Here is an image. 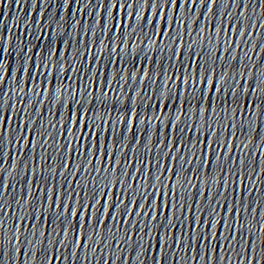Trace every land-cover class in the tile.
<instances>
[{
  "label": "snow or ice",
  "instance_id": "obj_1",
  "mask_svg": "<svg viewBox=\"0 0 264 264\" xmlns=\"http://www.w3.org/2000/svg\"><path fill=\"white\" fill-rule=\"evenodd\" d=\"M5 2H6V0H5ZM168 2L171 3L172 0H168ZM29 51L30 50H25V51H22L20 53V58H21L22 63H21V68H20L21 78L17 81L18 84L22 83L23 73L26 71L25 64L27 63V60L25 59V57H28ZM4 52H5V49L3 48L2 45H0V54H3V56H4ZM33 55H36V53H33ZM3 60L0 61V79H3ZM32 67H33V70L34 71L35 70H38L40 72V74L43 75L44 74V68H46L47 65L45 64L44 65V68H41L40 65H37L35 63V61L33 60ZM208 71H210V70H208ZM8 72H9V75H11V65H9ZM28 78H29V81H31L33 79L32 72H29L28 73ZM141 79H143V77H141ZM229 80H234V78L233 77H229ZM254 80H255V78H254ZM171 82L174 85L177 84V80L176 79H172ZM244 82L247 83V79L246 78H244ZM208 83H209V75L207 74V72L203 76V79L200 78L199 73H197L196 75L191 76V78H189L188 75H186L185 77L179 78V86H180L181 90H183L185 88V86H186L187 90L191 91V90H194V89L200 87L201 85L207 86ZM261 85H264V77H261L260 78V84L256 85L255 87H252L251 88V91L252 92H256L257 91V88H261ZM119 86L121 88L123 87V85H119ZM211 87H212L213 93H215L217 91H223V89L219 87V84H218V81L217 80L212 81ZM227 87L230 88L232 90V92L235 93L234 83L227 84ZM93 90L94 89H88L87 90L88 91V94L90 95ZM29 91H31V89H29ZM111 91L113 92V94L118 99V94L116 93L115 89H111ZM242 91H243V89H242ZM261 91H264V88H261ZM13 93L15 94V89L14 88H13ZM6 95H7V91H5L4 87H0V112L3 111V99H4V97ZM105 95H107V90L105 91ZM236 95H237V98H238L239 97V94L237 93ZM196 102H197V104H199L200 101L197 100ZM247 103H248V101H246V104ZM165 107H167V105H165ZM257 107H259V105H257ZM165 115H167V113H165ZM184 115H185V117H187V111H186V109L184 110ZM234 115L237 118H242L243 120L248 121L249 126L251 127L253 124L256 123L257 120L260 121L261 120V117L264 116V108H260V115H259V117L257 116L255 109H252L251 111H245V112H236V113H234ZM249 117H251V119H249ZM175 118L176 119H179V114ZM80 119H83V117L81 116ZM153 119L159 120V116L157 115L155 117H151V116L150 117H147L148 123L151 124ZM128 123L129 124L132 123L131 117L129 118ZM77 124H79V120L77 121ZM87 127H88V125H85V128L86 129H87ZM209 130L210 131L212 130L211 129V125H209ZM258 130L259 129L257 128V131ZM0 138H2V137H0ZM205 147L206 148L207 147H210V145H207L206 144ZM53 203H55V201H53ZM82 207H83V205H82ZM167 207L170 210L171 205H168ZM152 211L155 212V210H152ZM161 214H163V211L161 212ZM145 215H148V213H145ZM232 234L233 233L230 231V235H232ZM0 255H2V253H0ZM198 255H199V253H198ZM253 259L256 260V264H260L259 257H253L251 255L248 257L249 264H252V260ZM158 264H159V262H158ZM197 264H199L198 261H197Z\"/></svg>",
  "mask_w": 264,
  "mask_h": 264
}]
</instances>
